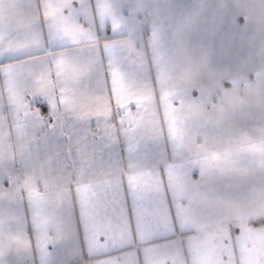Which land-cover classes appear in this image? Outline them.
Wrapping results in <instances>:
<instances>
[{"label":"crops","instance_id":"0c3cea01","mask_svg":"<svg viewBox=\"0 0 264 264\" xmlns=\"http://www.w3.org/2000/svg\"><path fill=\"white\" fill-rule=\"evenodd\" d=\"M0 264H264V0H0Z\"/></svg>","mask_w":264,"mask_h":264},{"label":"snow or ice","instance_id":"6c2138e0","mask_svg":"<svg viewBox=\"0 0 264 264\" xmlns=\"http://www.w3.org/2000/svg\"><path fill=\"white\" fill-rule=\"evenodd\" d=\"M42 108H43V107H42ZM42 108H41V109H42Z\"/></svg>","mask_w":264,"mask_h":264}]
</instances>
